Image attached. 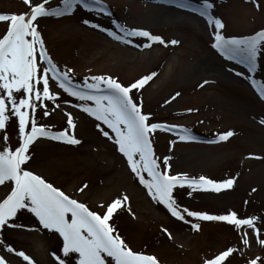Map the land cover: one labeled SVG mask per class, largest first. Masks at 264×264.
<instances>
[{"label":"rangeland","instance_id":"374dc122","mask_svg":"<svg viewBox=\"0 0 264 264\" xmlns=\"http://www.w3.org/2000/svg\"><path fill=\"white\" fill-rule=\"evenodd\" d=\"M192 3L199 5L201 0ZM105 4L110 13L77 5L70 13L38 17L36 23L47 53L62 70L72 69L70 75L78 84H83L85 77L100 74L128 84L155 72L143 87L132 90L134 98H142L143 111L152 113V121L183 125L194 137L180 140L179 129H157L151 137L156 156L161 160L170 157V173L216 180L236 177L232 187L219 192L176 186L178 202L193 211L224 214L234 210L242 218L254 215L259 218L256 223L260 231L187 214L185 220L173 216L163 203L151 198L114 140L96 127L102 122L78 108L83 101L61 89L58 82L53 90L60 96L55 103L42 98L43 104L35 112L37 122L60 130L67 127V113L71 112L80 143L38 137L29 146L26 166L97 212L103 213L112 199L127 194V206H121L110 223L134 251L154 254L161 264H203L229 246L235 251L226 258V264H248L257 258L258 264H264V245L259 242L264 239V183L255 179L257 171L264 172V96L251 82L253 77L264 81V51L257 58L255 71L250 72L247 64L224 56L214 47V25L195 8H182L176 0H105ZM47 6L62 7V0H47ZM157 6L166 11L158 12L154 9ZM29 10L26 0H0L2 13ZM213 14L224 21L220 30L226 36L252 35L264 28V0H214ZM88 19L103 27L85 23ZM114 21L146 29L163 40L149 42L139 35L118 40L103 30L111 27L119 34ZM6 24L0 21V35L6 31ZM173 40L177 43H171ZM45 106L48 115H44ZM104 128L108 130L106 125ZM6 130L7 142L0 132V144L18 146L17 117L10 116ZM227 130L233 135L219 139V133ZM205 155L213 158L210 165L203 162ZM85 183L86 187L78 190ZM9 190L0 185V199ZM194 223L200 227L194 228ZM245 232L248 245L242 239ZM0 237V255L9 264H32L19 255V250L31 256L35 264H59L53 252L66 258V264H78V254L63 253L62 236L41 226L29 210L10 218V223L0 229ZM6 243L17 251H10Z\"/></svg>","mask_w":264,"mask_h":264},{"label":"snow or ice","instance_id":"6c2138e0","mask_svg":"<svg viewBox=\"0 0 264 264\" xmlns=\"http://www.w3.org/2000/svg\"><path fill=\"white\" fill-rule=\"evenodd\" d=\"M26 3L30 6L27 12H0V21L7 22L6 31L0 35V132L3 133V140L7 142L6 122L14 115L18 118V135L21 141L15 147L7 146L6 143L0 144V185L10 188L0 199V229L9 224L10 218L16 217L18 211L29 210L38 218L41 226L56 230L62 236L63 253L78 254V264H161L154 254L134 251L110 223L113 214L121 206H127L129 201L127 194L112 199L105 205L103 213L97 212L26 166L31 155L29 146L38 137H48L72 144L80 143L74 133L76 121L71 112L67 113V127L60 130H53L51 126L37 122L35 112L37 107L43 104L42 98L51 99L55 103V98L60 96L59 91L53 90L58 82L61 89L83 101L77 105L78 108L102 122L96 127L105 137L114 140L118 151L127 158L131 171L146 187L151 198L163 203L173 216L185 220L187 214L191 217L231 222L237 228L249 226L257 232L260 231L256 223L259 218L254 215L242 218L234 210L224 214L193 211L178 202L174 195L176 186L188 185L193 189H212L219 192L221 189L232 187L236 177L216 180L204 175L191 177L178 171L170 173L168 171L171 168L170 157L164 156L161 160L156 156L151 137L157 129H179L180 140H190L194 137L183 125L152 121L150 119L152 113L143 111L142 98H134L132 90L143 87L156 75L155 72L128 84L107 74L85 77V82L78 84L70 75L72 69L62 70L47 53L43 36L37 27L38 17L45 14L59 16L70 13L77 5H82L88 10L110 13L105 0H62V7L55 8L48 7L47 0L39 2L26 0ZM176 3L182 8H195V11L207 17V22L215 28L212 33L214 47L224 56L239 59L241 63L247 64L248 71H255L257 58L264 51V28L252 35L226 36L220 30L224 27V21L213 14L214 0H201L199 5H194L192 0H176ZM85 23L93 24L96 28L103 27L91 19L85 20ZM113 23L119 29V34L111 27L103 30L118 40H126L129 35L146 37L149 42L163 40L160 35L146 29L129 28L118 21ZM171 43L177 41L173 40ZM141 46H147V42ZM38 61L44 62L47 66L41 67ZM251 82L257 87L260 95L264 96V81H257L253 77ZM44 115H48L46 106ZM105 125L108 130H105ZM232 135L233 131L227 130L219 133L218 138L226 140ZM84 187L86 183L78 190H83ZM103 203L101 201V204ZM128 210L131 212L130 207ZM192 226L197 229L200 227L198 223ZM163 231L171 236L167 228H163ZM242 239L245 245L249 244L246 232ZM259 242L264 245V239H260ZM5 246L10 251H17L11 243H6ZM234 251L235 249L229 246L215 256L206 258L203 264L222 262L226 264V258ZM19 255L35 264L32 257L23 250H19ZM52 255L59 264H66V258H61L56 252ZM258 259H252L248 264H258ZM0 264H9V261L0 255Z\"/></svg>","mask_w":264,"mask_h":264},{"label":"bare ground","instance_id":"6f19581e","mask_svg":"<svg viewBox=\"0 0 264 264\" xmlns=\"http://www.w3.org/2000/svg\"><path fill=\"white\" fill-rule=\"evenodd\" d=\"M154 9H157L158 12H165L166 9H163L161 6H157V7H154ZM213 161V158L212 157H209L207 155L203 156V162L210 165L211 162ZM255 179L258 181V182H261V183H264V172L263 171H257L256 172V177Z\"/></svg>","mask_w":264,"mask_h":264}]
</instances>
